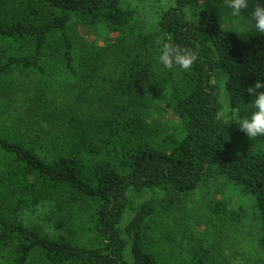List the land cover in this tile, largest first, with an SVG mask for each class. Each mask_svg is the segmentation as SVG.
Wrapping results in <instances>:
<instances>
[{"label":"trees","instance_id":"16d2710c","mask_svg":"<svg viewBox=\"0 0 264 264\" xmlns=\"http://www.w3.org/2000/svg\"><path fill=\"white\" fill-rule=\"evenodd\" d=\"M221 2L154 0L144 27L134 0H0V97L24 87L38 124L7 137L0 112V264H224L230 231L264 254V136L218 118L212 81L233 114L251 107L264 34L252 7L227 26ZM158 40L196 53L191 69L165 68ZM145 190L162 197L128 196ZM46 204L53 235L21 220Z\"/></svg>","mask_w":264,"mask_h":264},{"label":"rangeland","instance_id":"374dc122","mask_svg":"<svg viewBox=\"0 0 264 264\" xmlns=\"http://www.w3.org/2000/svg\"><path fill=\"white\" fill-rule=\"evenodd\" d=\"M134 3L139 7L138 22L144 27L152 24L153 18L157 16V10H155L153 6L154 0H134ZM249 7H253L252 0L249 2ZM217 9H222L224 11L223 13L226 14L227 26L232 23L238 30H243L244 27H246L241 25V19L244 16V12L238 17L232 16L230 9L224 5L223 0L221 4L217 6ZM224 80L225 78L218 73L212 76V81L219 88L221 110L224 108L230 109L223 92ZM18 83L30 87L27 80L23 77L18 79ZM30 95L31 92L25 93V88L23 87L9 96L0 97V112L2 114V126L4 128L3 133L7 137H22L26 141L35 136L38 124L32 113L29 111L28 98ZM55 99L56 101H62L65 100V97L58 92ZM88 109L89 107H85V110ZM252 111L253 109L249 107L244 110L240 116L231 112L232 118H234V123L238 125L237 122L250 116ZM204 189L199 190L192 198H190V206H195L197 204V201L204 194ZM229 194L232 198L231 204H233V207L235 206V208H237L238 206H244L247 208L248 201L245 198L235 193L230 192ZM128 196L133 203H138L151 198H161L162 193L158 190H145L141 193L131 191ZM50 209L51 208L48 204L31 208L22 213L21 220L25 225H38L44 232L53 235L54 232H52L50 227L51 223L49 224L47 219L51 214ZM131 216L132 212L127 209L121 222L122 229L125 228ZM45 229H49L50 231H46ZM129 247L130 243L127 246L126 252L127 259L130 261ZM220 260L224 264H264V254L260 251L257 241L252 236L238 231H230L220 245Z\"/></svg>","mask_w":264,"mask_h":264},{"label":"clouds","instance_id":"9594fccd","mask_svg":"<svg viewBox=\"0 0 264 264\" xmlns=\"http://www.w3.org/2000/svg\"><path fill=\"white\" fill-rule=\"evenodd\" d=\"M250 0H223L224 5L230 9L231 15L234 17L240 16L245 10L249 8ZM188 17H191L190 10H186ZM251 20L253 28L256 32L264 34V4L256 0L254 7L251 9ZM159 17L153 18V23H158ZM159 45V62L167 69H172L174 66L179 67L183 71L191 69L193 63L197 60V55L187 48H180L171 42H163L158 40ZM264 89V82L256 81L247 89L248 94L254 97L251 108L253 111L250 116L239 120V130L246 134L252 140L260 136H264V91H257ZM218 118L227 123L231 118V111L228 108L222 109L217 113ZM50 231L49 229H45Z\"/></svg>","mask_w":264,"mask_h":264}]
</instances>
